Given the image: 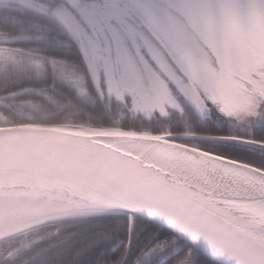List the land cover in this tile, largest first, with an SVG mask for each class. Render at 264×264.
<instances>
[{
    "label": "rangeland",
    "instance_id": "374dc122",
    "mask_svg": "<svg viewBox=\"0 0 264 264\" xmlns=\"http://www.w3.org/2000/svg\"><path fill=\"white\" fill-rule=\"evenodd\" d=\"M171 1L180 3V0ZM134 2L135 0H0V9L5 18L14 15L13 20L16 21L17 11L31 9L45 14L58 23V29H54L55 31L35 22L29 28H22L19 34L0 32V82L18 80L26 75L42 74L49 62L55 67L57 78L72 87L79 100L96 103L99 96L94 88L89 86V74L84 63L56 58L48 61L36 55L34 46L24 49V46L17 43L30 40L35 44L44 45V42H47L49 45H68L67 39L71 37L70 29L66 25L70 24L81 37L97 70L98 80L104 85L102 54L95 50L100 45L90 22L104 29L105 25L98 22V17L113 8H121L125 9V13L131 10L141 17L165 42L184 72L189 74L191 82L186 89L190 92L191 102L173 82H176V78H173L170 71L166 70V74L155 63L141 40L133 36L144 67L151 72L153 84L150 87L134 88L129 80L124 78L120 80L119 85L114 81L109 91L104 85L105 92L100 99L106 105L111 118L119 125L125 120L139 129L150 130L156 127L168 131L170 124L174 120H179L185 131H191L193 123L189 118L190 114L195 112V119H209L216 125L227 128L234 135L252 137L256 126H264V12L258 9L257 11H260L258 14L245 11L249 8L247 4L243 11L226 4L210 12L197 5L194 0H186L183 3L180 8L191 16L194 20L193 24L219 57L220 68L217 72L210 65L209 67L198 62L190 49L165 36L164 32H161L160 24L155 19L148 18V12L142 7L135 6ZM192 3L195 5V10L200 8L207 15L200 17L193 15L188 6ZM106 27L111 28L108 23ZM36 48L38 50L41 47L37 45ZM148 70H146L147 79H150ZM113 79L116 80L114 77ZM10 102L9 106L14 107L22 118H34L35 114L42 110L36 102L15 100ZM66 102L71 103L72 99L68 98ZM54 105L58 109L63 108V104L54 103ZM10 120L5 114H0V125L8 124ZM71 122L70 118L62 123ZM191 144L210 151L216 149L214 145L202 142L194 141ZM230 154L234 159L252 163L234 153ZM144 232H146L144 228L137 229V234ZM153 235L156 233L153 232ZM25 241L32 242L31 235L26 236ZM39 241V238L35 240L37 243ZM149 241L151 240L148 238L146 243ZM54 245L56 241L50 240L29 250L34 249L31 256L37 257ZM15 251L12 245L0 246V264H22L26 256L17 258L18 254ZM147 251L141 252L133 264L150 263L156 258L155 255L149 257Z\"/></svg>",
    "mask_w": 264,
    "mask_h": 264
},
{
    "label": "water",
    "instance_id": "95a60500",
    "mask_svg": "<svg viewBox=\"0 0 264 264\" xmlns=\"http://www.w3.org/2000/svg\"><path fill=\"white\" fill-rule=\"evenodd\" d=\"M158 17L171 37L193 49L216 71L218 58L199 36L189 20L164 0H142ZM251 8L264 12V0H247ZM135 30L146 46L162 62L182 76L167 48L147 25L135 20ZM122 43L133 63V72L145 85L144 65L127 32L116 23ZM77 44L90 75L100 91L92 65L82 42ZM180 137L212 139L194 133H142L99 127L74 128L53 124L26 123L0 126V242L35 227L65 218L90 214H126L123 208L140 206L156 212H168L163 202L145 199L138 194L139 181L162 177L165 164L173 158L188 159L193 154L223 159L213 152L177 141ZM236 144L264 150V143L222 136ZM237 171L253 178L264 177V169L231 159ZM150 224L152 221L141 213ZM204 247L203 244L200 245ZM217 264H228L220 259Z\"/></svg>",
    "mask_w": 264,
    "mask_h": 264
},
{
    "label": "snow or ice",
    "instance_id": "6c2138e0",
    "mask_svg": "<svg viewBox=\"0 0 264 264\" xmlns=\"http://www.w3.org/2000/svg\"><path fill=\"white\" fill-rule=\"evenodd\" d=\"M186 0L175 5L179 9ZM204 9L214 12L228 4L243 11L247 0H194ZM121 13H108L109 20ZM39 62H37L38 64ZM222 143L230 141L222 136L210 137ZM223 159L193 154L188 159L173 158L165 164L162 177L142 178L138 194L168 206V212H156L140 206L123 208L127 214L129 251L135 247L134 234L143 223L141 213L152 221V247L147 255L156 256L153 264H264V177L243 176L231 163L227 149L214 150ZM118 219H110L103 226L90 224L69 240L61 241L70 264H101L110 245L97 242L94 237L107 231ZM204 247L201 248L200 245Z\"/></svg>",
    "mask_w": 264,
    "mask_h": 264
},
{
    "label": "trees",
    "instance_id": "16d2710c",
    "mask_svg": "<svg viewBox=\"0 0 264 264\" xmlns=\"http://www.w3.org/2000/svg\"><path fill=\"white\" fill-rule=\"evenodd\" d=\"M29 10L31 9L17 11L16 15L18 20L14 21V15L10 16L9 18H5L2 15V10L0 9V32L8 31L12 34H19L22 28H29V26L33 25L35 22L41 23L42 25L49 28L55 27V30L58 29V23L55 20L41 12ZM21 42L22 43L18 42L17 44L22 47L24 46V49H28L31 46L37 47V45H40V47L43 48L39 51L45 57H57L69 61H81V55L72 38L67 39L68 45H49L47 42H44V45L42 43L35 44L30 40ZM46 66L47 69L42 74L26 75L22 78H18V80L10 79L5 83L0 82V98L12 93L10 91L15 92L16 90H22L23 92H21L18 96H10L11 99H8L7 101H31L38 103V105L42 107V110L35 114L34 118H22L19 114H17V111H15L14 108L11 110L8 106L0 101V112H5L6 115H8V118L11 119L9 121L10 123H62L63 121H66V119L71 118V124L74 126L81 124L143 131V129H139L136 125H132L125 120H123L122 124L119 125L117 121L111 118L110 113L106 109V105L103 103L100 97L97 98L96 103H87L79 100L76 96L75 90L65 82H61L56 77L53 66L49 63H47ZM89 86L92 87L91 82L89 83ZM41 91H44L46 94L42 93ZM50 94H52V96ZM46 95L49 96V99L46 98ZM68 98L72 99L71 103L66 102ZM54 103L63 104V108L58 109ZM194 113L195 112L191 113V117L189 118L190 122L193 123L191 132L210 135L231 134L227 128L220 127L219 125L211 122L209 119H195ZM172 123V126L170 124V130L168 131H162L155 127L154 129H150V132L178 133L185 131L182 125L179 124V120H174ZM252 133V138L264 141V126H256ZM183 141L187 142L190 140L183 139ZM199 142L212 146L214 145L216 147L215 150L227 149L230 153H234L241 158L248 159L252 162L250 164L264 168V150L262 149L245 147L237 145L236 143L225 144L220 140H199ZM126 216L127 214H91L65 218L38 226L24 233L6 239L0 242V246H14L16 249L15 252L18 254L17 258L26 256V258L22 260V264H70L71 257L64 254V248L60 246L61 241L71 239L73 236L79 234L84 229V227L90 224L103 226L104 224L108 223L110 219H118L121 221L120 223L115 224L107 231L101 233L98 237L93 238L97 242H105L110 245V251L108 255L101 261V264H133L134 260L140 255L141 252L144 253L152 247V237L155 235H153V232L148 231L152 225L143 219V223L139 224L137 229L144 228L146 232L143 234H137L136 229L134 234L135 247L129 251L128 247L124 243V241L127 240L128 235L127 226L125 223H123V221L126 219ZM28 235H31L32 242L25 241L26 236ZM37 238L40 239L39 243L35 242ZM148 238L151 241L146 243ZM50 240H54V242L56 241V245L47 249L40 256H31L34 249L29 250L30 248L39 246L40 244ZM34 257L36 258L31 260ZM155 260L156 258L150 263L146 264H153Z\"/></svg>",
    "mask_w": 264,
    "mask_h": 264
},
{
    "label": "flooded vegetation",
    "instance_id": "af4514ba",
    "mask_svg": "<svg viewBox=\"0 0 264 264\" xmlns=\"http://www.w3.org/2000/svg\"><path fill=\"white\" fill-rule=\"evenodd\" d=\"M167 1L173 7H175V5L177 4L176 2H172L171 0H167ZM134 3L136 4L137 7H142L146 10V12H148V18L155 19V21L157 20L155 15H153L154 13L152 14L151 13L152 11L147 6H145V4H143L141 0H136ZM188 6H189L190 12L193 13V15H196L197 17L207 15L200 8L195 10V5H193V3L191 5H188ZM124 10L125 9H121V8H119V9L113 8V9L109 10L108 12H104V14H102V16L98 17V20H99L98 22L105 25L104 29L103 28L101 29V27L98 24H95V26H94L95 28H98L97 29L98 30L97 31V37L100 36L102 38V47H100V46L96 47L95 50L97 53L102 54L103 76H104V83H105L104 85H106V90H108V91L110 90V86L112 85V83L114 81L116 82V84L119 85L120 80H122L124 78H127L129 80L130 84L134 88L136 86L141 87V88L147 87V86L143 85L142 82L139 81L136 78V76L133 74L132 64L129 61V56H128L126 47L123 45V43L121 41V37L119 35L118 30L116 29L115 24L112 23L113 21L117 20L122 25H125V27L127 28V30L130 33H133L132 28H131L132 27L131 19L135 16V14L131 10H128L125 13ZM178 10L181 11L183 14H185L189 18V20L191 21L192 24L194 23V20L191 19V16L187 12H184L181 8H179ZM245 11L256 12L257 14L260 12V11H257L256 8H247V10H245ZM110 12H119L121 14L119 16H117L115 19L109 20L108 13H110ZM120 16H122V18ZM89 18H90L89 20H91V17H89ZM126 22L128 24H130V26L125 24ZM107 23L110 25V27H111L110 29H109V27H106ZM68 26H70V24ZM193 26L201 34L200 30L194 24H193ZM132 37H133V35H132ZM37 54H40V52H38ZM150 55L152 56L155 63L162 69L163 65L158 61V59L155 58L152 54H150ZM93 66H94V64H93ZM94 68H95V66H94ZM148 72H149V77H150V79L148 80V82H149L148 87H150L153 84L151 82L152 75H151V72L149 70H148ZM113 77L116 80H114ZM173 78H176V82L178 84L177 76L173 75ZM184 87H185V85L183 86V88Z\"/></svg>",
    "mask_w": 264,
    "mask_h": 264
},
{
    "label": "bare ground",
    "instance_id": "6f19581e",
    "mask_svg": "<svg viewBox=\"0 0 264 264\" xmlns=\"http://www.w3.org/2000/svg\"><path fill=\"white\" fill-rule=\"evenodd\" d=\"M209 69V68H208ZM210 70V69H209ZM211 71V70H210Z\"/></svg>",
    "mask_w": 264,
    "mask_h": 264
}]
</instances>
